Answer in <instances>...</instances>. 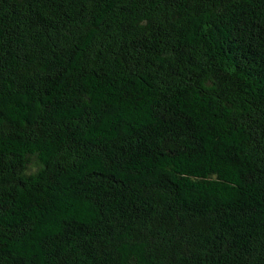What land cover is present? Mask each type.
I'll return each mask as SVG.
<instances>
[{"label":"trees","instance_id":"obj_1","mask_svg":"<svg viewBox=\"0 0 264 264\" xmlns=\"http://www.w3.org/2000/svg\"><path fill=\"white\" fill-rule=\"evenodd\" d=\"M0 264H264V0H0Z\"/></svg>","mask_w":264,"mask_h":264},{"label":"bare ground","instance_id":"obj_2","mask_svg":"<svg viewBox=\"0 0 264 264\" xmlns=\"http://www.w3.org/2000/svg\"><path fill=\"white\" fill-rule=\"evenodd\" d=\"M113 53V52H112Z\"/></svg>","mask_w":264,"mask_h":264}]
</instances>
